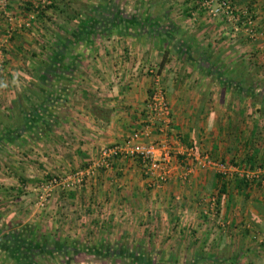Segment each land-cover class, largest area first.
I'll use <instances>...</instances> for the list:
<instances>
[{"label":"crops","instance_id":"0c3cea01","mask_svg":"<svg viewBox=\"0 0 264 264\" xmlns=\"http://www.w3.org/2000/svg\"><path fill=\"white\" fill-rule=\"evenodd\" d=\"M103 1L49 0L42 5V0H9L7 9L15 17L11 33V21L0 7V110L18 113V101L43 106L54 126L45 129L37 122V127H29L27 147L33 150L26 157L38 158L36 153L41 152L39 159L47 170L41 172L47 174L82 169L98 159L102 147L122 141L147 119L145 102L152 75L145 69L155 66L172 123L168 140L155 129L151 137L173 148L174 169L162 185H150L139 162L117 157L110 166L98 168L81 188L55 187L54 204L43 212L47 215L40 224L49 235L38 238V244L51 242L50 232L58 227L65 232L62 237L71 232L82 242L143 245L148 258L153 255L165 264H264V253L251 230L259 226L264 232V213L259 211L264 192H256L254 186L239 188L233 181L218 193L224 179L191 163L187 152L194 145L197 151L207 149L213 157L240 164L263 156L264 108L252 106L249 97L243 107L226 108L225 99L220 105L227 95L217 83L218 101L214 96L212 101L206 98L202 86L215 83L195 61L184 60L172 47L174 39L167 42L162 30L163 23L172 22L175 39L190 36L204 49L219 52L221 66L244 62L250 69L258 68V78L264 82V0H233L238 8L253 7L254 39L244 31L235 33L227 19L209 18L199 6L202 0H106L118 3L122 16L149 18L161 28L118 24L108 33L96 31L87 39H75L81 29L72 11L82 12L86 5L96 7ZM35 4H41L38 10ZM55 33L76 40L67 48L74 73L63 79H33L38 61L48 62L52 56ZM51 95L54 100L44 104ZM35 128H41L38 139L31 137ZM14 148L19 150L17 145ZM187 162L191 171L181 178ZM211 193L219 197L217 215L202 213ZM151 246L156 253L147 251ZM5 247L0 237V264H30ZM71 255L86 259L100 254ZM40 256L45 259L44 250Z\"/></svg>","mask_w":264,"mask_h":264},{"label":"trees","instance_id":"16d2710c","mask_svg":"<svg viewBox=\"0 0 264 264\" xmlns=\"http://www.w3.org/2000/svg\"><path fill=\"white\" fill-rule=\"evenodd\" d=\"M234 2L233 0H231ZM235 4V3H234ZM41 4H38L40 7ZM82 9V12L72 11V17L75 20H79L78 24H80V29L75 32V39H87L90 34L93 32H110L112 28L117 26L118 24L139 26L148 29L161 28L158 24H153V20L148 19H140L134 16L126 17L121 15L120 5L113 1L104 0L96 7L92 5H86ZM248 9V12L252 14V19L254 23V9L250 6H245ZM163 34H165L167 38V42H171L173 40L172 47L175 48V51L182 57L184 60H193L199 70L204 71L205 75L210 76V80L212 83L220 84L222 88L229 87V91L231 96L237 97L239 101H243L246 97L250 98V104L254 106L255 104H259L260 107L264 108V82L258 78V68L250 69L248 65L244 62H238L237 64H232L231 66L225 65L221 66L218 62L220 53L215 52L213 50H208L207 48H203L200 43H196V41L190 36H180L179 38H174L172 36L171 31L175 30L176 26L170 22L166 21V23L162 24ZM254 26V25H253ZM93 29V30H92ZM92 30V31H91ZM77 33H79L77 35ZM171 33V34H170ZM67 37L64 34L55 33L54 34V43L52 48V56L50 60L47 61H38L37 68L34 70L33 79H63L66 75H72L74 73L73 58L68 56L69 51L67 48H72L74 42V37ZM59 44L66 47V50H63V47ZM61 48V49H60ZM56 50V51H55ZM165 50L164 52H166ZM168 52V51H167ZM61 57V58H60ZM50 99L54 100V97L51 95L46 102L50 105ZM32 103L31 107H29L24 101H18L19 112L16 113H7L5 111L0 110V138L4 134L12 135V138H17L18 134H22L26 132L28 129L32 127H37V122L41 123L42 127L45 129L53 127V121H49L48 117H46V110L43 106L39 107V105H34ZM30 127V128H29ZM41 128H39L40 131ZM38 129L35 128L36 132ZM17 135H16V134ZM19 136V135H18ZM256 159L253 158L251 162H249V167L251 169L256 167H263V162H255ZM247 165V164H246ZM216 178H223L224 182H222V186L218 189V193L225 192L226 180L225 175L222 173L215 172ZM234 181L239 188L247 189L259 182V179L249 180L244 175L234 176ZM211 196V195H210ZM209 196V197H210ZM216 207L218 206V194L215 196ZM209 205L207 203V211H202L203 214L207 215L209 211ZM218 211V209H217ZM215 212L217 215L218 212ZM260 213H264V207H259ZM258 227V228H257ZM251 230L254 232L256 229L259 234L264 236L263 230L257 226ZM249 230V229H248ZM254 237H259L255 232L253 233ZM262 236V237H263ZM2 241L6 243L5 249L7 252L14 253L16 258H23V262H27L30 264H43L36 263L34 261V257L36 255H41L42 251L44 253L46 251H56L59 254H64L71 250V246L67 244L65 241L53 240L52 243L54 246L48 247V244H38L33 243L29 239L20 238L18 235H13L8 232H5L3 236H1ZM51 243V244H52ZM101 246L95 247L93 249L94 254H116L121 255L123 257H129L133 264H150L151 260L148 256L145 255V249L143 245H133L132 248L129 247L128 244H120L113 245L111 243H100ZM128 245V246H127ZM129 248V249H128ZM19 259V260H20Z\"/></svg>","mask_w":264,"mask_h":264},{"label":"rangeland","instance_id":"374dc122","mask_svg":"<svg viewBox=\"0 0 264 264\" xmlns=\"http://www.w3.org/2000/svg\"><path fill=\"white\" fill-rule=\"evenodd\" d=\"M127 6H129V11L133 10V7H130V5H127ZM178 7H181V6L178 5ZM207 16L211 19H225V18H213L209 15H207ZM226 22L228 23V20H226ZM229 23L232 26L230 21H229ZM1 69L2 68H1V64H0V70ZM24 70H26V68H24ZM145 70H146V73L148 75L151 74L147 68ZM2 73L0 72V76L2 75ZM205 83H207L206 80H205L204 84ZM206 85L207 84L202 86L203 90L206 89V91H205L206 92V95H205L206 98H209V99H211L210 101H212V96H214L215 99L218 101L220 86L215 83L214 85L211 84V85L207 86V88H206ZM192 86H194V84ZM163 88H164V86H163ZM164 90H165V88H164ZM224 92L227 95L226 97L228 100L226 99V97L223 98L220 101V105H221L222 101L225 99L226 100L225 101V107L226 108H227V105L229 108H232V109L235 108L236 105H239V107H243V105H244L243 103H244L245 99H243V101H239L237 99L236 95L231 96V94H230V96H229L228 95V93L230 92L229 87H227V88L225 87ZM165 95H166V93H165ZM228 101H229V103H228ZM6 105H7L6 103L2 102L3 107L4 106L6 107ZM211 106H213V104H211ZM216 106H217V104H216ZM170 109H171V107H170ZM146 115H148V114L146 113ZM145 118H148V117H145ZM169 129L170 128H168V130ZM168 130H166L163 134V135H165V139H167V137L169 135ZM18 135H17V139L12 138V135H10V134H8V135L4 134L3 136H1L2 138H0V237L3 236L5 232H8V233L13 234V235H18V237H20L21 239L25 238V239H29L33 243H38L40 241V240H37L38 238H41V237L43 238V236L49 235V234H47V232H44L42 230V226L40 224H42V222H41L43 219L42 216L47 215V214H44L43 212L46 211V209L51 204H54V200H53L54 196L52 194L55 191V187H63V185H65V188H67V187L74 188L75 187V184H73L71 182H68L67 184H63V183L58 182V183L49 185V184H47L48 181L53 177H57L58 179L59 178L62 179L65 177L66 174L74 173L75 171L79 170V168H76V169H68V168L66 169L65 168V170L63 169L61 171H55V172H52V170H51L48 174H47V172H45V173L41 172L43 169L45 170V168L42 167L43 161L41 159H39V157H41V154H40L41 152L36 153V157H38V158L32 157L33 154H31L30 157L29 156L26 157V152L33 150V149H30L29 147H27V140H28V138H30V132L29 133L24 132V133L18 134ZM35 136L37 139L40 138V136L38 135V132H36L34 130L33 132H31V137H35ZM13 143L15 146L17 145L19 147L18 151L15 150L14 145H12ZM165 143H166L167 150L172 151L173 148H171L167 144L166 141H165ZM190 147H193V151H189V152H191V154L189 153L188 156L191 159V163H193V164H197L200 167L211 169V171L213 173H215V172L220 173L213 165L211 166V165L204 163L202 156L205 155V153H208L209 157L214 159V161H216V162L219 161L221 163H224V165L226 167L225 168L226 174H224L225 180H226V182H228L230 184H231V182L234 181V176H236V175L241 176V174L243 172H247L248 170L251 169L249 167V165H250L249 162H251L252 159L249 162H246L244 164L233 162V160L224 161L222 159L211 156L210 152H208L209 150H207V149L197 151L198 148H196L194 145H190L188 148H190ZM245 149H247V147ZM262 149H264V148H262ZM36 151L39 152V149ZM172 153H173V151H172ZM263 153H264V151H263ZM195 157L199 158V159H195ZM254 158L256 159L255 162L258 161V162L264 163V154L261 157H254ZM95 161H97V160L95 159L92 162H95ZM32 162H33V164H32ZM34 162H36L37 165H34ZM173 166H174V164H173ZM189 167H190V164L187 162L186 171L185 170L183 171L184 174L182 173L183 175H181V178H183L184 176H186V177L188 176V174L191 171V169H190V171L188 170ZM173 169L174 168H172V170L169 174L172 173ZM45 171H47V170H45ZM37 172H38V174H37ZM31 176H33V177H31ZM39 177H41V178H39ZM262 177H264V173H263ZM166 181H164V182H166ZM164 182L160 183L158 186L162 185ZM44 183H46V184H44ZM148 183H150L149 180H148ZM43 184L48 185V186H44ZM82 186H79V188H81ZM252 186H254V189L257 190L256 192H259V191L264 192V185L262 186V183L260 181L255 183ZM76 187H78V186H76ZM210 195L216 196V193H211ZM208 200H209V196H207L204 201L206 203H208ZM55 203H57V202H55ZM208 209H209L208 214H215V212L218 209V206L216 208L210 207ZM204 211H207V207L204 209ZM246 227H248V226H246ZM70 230H72V229H70ZM258 230L256 229L254 232L257 235H259V237H254V238L257 239V241L256 240L255 241H256V244L259 247L260 251H262L264 253L263 245L259 241L263 235L259 234L260 232H258ZM63 232H64L63 229L60 230V229H58V227L53 228L50 232L52 240H50L51 242L48 244V247L50 246L52 249V247L54 246L52 241L53 240H59V241H65L67 244H69L71 246V250H69L68 252L61 254V255L60 254L57 255L56 251H51L50 254L44 253L45 259H43V260H42V257L40 255H37L36 258L34 259V261L36 263H44V264H133L131 262V259H129V260H123V259L118 260L117 257L116 258L114 257L115 259L112 258L111 257L112 254L107 255L104 253L99 255V256L95 255V256H93V258L87 257L86 259L82 258V256H81V258L72 257L71 254L74 255V254L80 253V252L90 253V254L92 253V255H94V253L91 251H93V249L95 247L101 246L100 245L101 242L98 241V239H95L97 241H95L93 239H86V240H84V242H82L81 240H79V238H73V236H71L69 234L71 232L67 233L68 236L65 235L62 237V235H64ZM80 234H81V232H80ZM252 239H253V237H251L249 240L251 241ZM106 243L107 242H104V245ZM131 246H133V245L130 244L129 247L132 248ZM147 251H151L153 253H156V249L153 246L148 248ZM149 259L151 260L150 264H165L164 260L156 259V258L154 259L153 255H151Z\"/></svg>","mask_w":264,"mask_h":264},{"label":"built area","instance_id":"2783aa9c","mask_svg":"<svg viewBox=\"0 0 264 264\" xmlns=\"http://www.w3.org/2000/svg\"><path fill=\"white\" fill-rule=\"evenodd\" d=\"M8 1L0 0V6L2 13L11 21V24L8 26V33H11L15 17L7 9ZM48 2L49 0H42V5ZM199 6L205 9L207 14L213 18H225L230 21L232 30L235 33L244 31L251 39L257 36V31L253 27L252 14L248 12L247 7L238 8L231 0H202ZM33 7L35 10L39 8L38 4H35ZM24 25L29 26V22H24ZM148 71L152 75V83L145 102L148 118L142 122L141 126L132 131L122 141L102 147L97 161L91 162L74 173L66 174L62 179L53 177L47 184L52 185L58 182L67 184L71 182L78 187L82 186L89 176L95 174L98 168L110 166L117 157L129 158L139 162L145 178L149 180L151 185L158 186L160 183L168 180L170 177L169 173L174 168L172 164L174 154L171 150H167L165 141L153 139L151 134L154 129L158 134H164L171 127L172 112L161 83L158 68L155 66L149 67ZM189 151H193V147L187 149V152L191 154ZM202 157L204 163L213 165L220 173L226 174L224 163L214 161V159L209 157L208 153H205ZM195 159L199 158L195 157ZM190 169L189 167L188 170L190 171ZM263 173L264 165L263 167H256L240 174L249 180L259 179L263 186ZM215 199L214 195L209 197L208 205L211 208H216ZM259 241L264 248V236Z\"/></svg>","mask_w":264,"mask_h":264}]
</instances>
